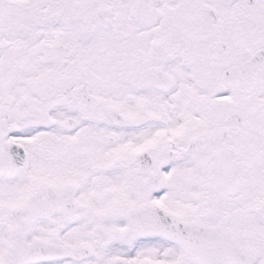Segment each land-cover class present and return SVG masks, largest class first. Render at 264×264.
I'll use <instances>...</instances> for the list:
<instances>
[{
	"label": "snow or ice",
	"instance_id": "obj_1",
	"mask_svg": "<svg viewBox=\"0 0 264 264\" xmlns=\"http://www.w3.org/2000/svg\"><path fill=\"white\" fill-rule=\"evenodd\" d=\"M0 264H264V0H0Z\"/></svg>",
	"mask_w": 264,
	"mask_h": 264
}]
</instances>
